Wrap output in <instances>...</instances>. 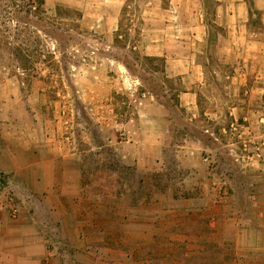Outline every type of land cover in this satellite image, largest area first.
<instances>
[{
	"label": "crops",
	"instance_id": "obj_1",
	"mask_svg": "<svg viewBox=\"0 0 264 264\" xmlns=\"http://www.w3.org/2000/svg\"><path fill=\"white\" fill-rule=\"evenodd\" d=\"M105 1L97 27L134 10L176 103L142 94L120 122L109 96L83 122L0 69V264H264V0ZM153 174L179 177L161 193Z\"/></svg>",
	"mask_w": 264,
	"mask_h": 264
},
{
	"label": "rangeland",
	"instance_id": "obj_2",
	"mask_svg": "<svg viewBox=\"0 0 264 264\" xmlns=\"http://www.w3.org/2000/svg\"><path fill=\"white\" fill-rule=\"evenodd\" d=\"M1 1L8 4L11 2ZM106 2L101 0L99 4L100 0H44L42 8H39L41 12L26 14L24 11L17 13L8 10V13H4L0 10V69L8 75H18L25 81L33 77L39 78L45 83L48 96L69 107L74 113V120L78 112L83 122L87 119L89 121L91 105L104 102L109 96L111 102L116 103L120 122L124 120L125 114L134 116L135 104L142 94L149 97L153 93L159 101L174 106L176 95L172 91L168 92V86L171 88L174 83H165L162 79L161 63L143 57L140 49L134 47L135 37L129 30L138 25L134 10L123 11L118 30L112 38L104 29L97 27L102 23L98 12L105 11L100 10V6L107 8ZM83 11L86 12L85 19ZM110 21L113 20H106L105 25L111 26ZM15 45L22 48L30 46L32 49L40 47L43 53L41 56L29 57L30 66L26 67L24 62L13 59L10 47ZM102 63L110 64L112 69L105 68L104 71L107 77L111 76V80L112 76L117 78L116 91L112 87L110 92L101 88L98 81L103 80L101 75H98V79L94 77L93 71ZM82 73L86 79L80 81L78 76ZM78 89L82 90L84 98ZM106 135L107 132H101L102 142ZM102 153V168L122 169L120 182H126L127 185L132 182L136 192L138 177L131 170H124V166L118 162L110 161L107 148H102ZM178 177L153 174L148 181L156 183L161 187V193H165L163 189ZM141 193L150 195L152 192Z\"/></svg>",
	"mask_w": 264,
	"mask_h": 264
},
{
	"label": "trees",
	"instance_id": "obj_3",
	"mask_svg": "<svg viewBox=\"0 0 264 264\" xmlns=\"http://www.w3.org/2000/svg\"><path fill=\"white\" fill-rule=\"evenodd\" d=\"M18 0H11L10 4L7 2H2L0 0V10H2L4 13H8V10H14V12H21L24 11L26 14H29L34 11H42L39 10V8H42L44 0H19V3H17ZM38 9V10H32V9ZM22 22L21 20H19ZM27 23V21H24ZM1 48V44H0ZM10 50L12 51L13 59L20 62H24L25 66L28 67L29 65V57L36 55L41 56L42 55V48L35 47L34 49L30 48V46H26L25 48H22L20 45H15L10 47Z\"/></svg>",
	"mask_w": 264,
	"mask_h": 264
},
{
	"label": "built area",
	"instance_id": "obj_4",
	"mask_svg": "<svg viewBox=\"0 0 264 264\" xmlns=\"http://www.w3.org/2000/svg\"><path fill=\"white\" fill-rule=\"evenodd\" d=\"M230 130H231L232 132H236V131L238 130V124H237V123H232V124L230 125ZM204 160H208L207 157H205Z\"/></svg>",
	"mask_w": 264,
	"mask_h": 264
}]
</instances>
